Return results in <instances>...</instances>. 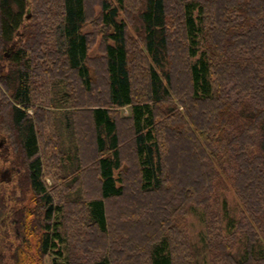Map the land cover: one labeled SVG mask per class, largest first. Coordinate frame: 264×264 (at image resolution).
<instances>
[{
    "label": "trees",
    "instance_id": "1",
    "mask_svg": "<svg viewBox=\"0 0 264 264\" xmlns=\"http://www.w3.org/2000/svg\"><path fill=\"white\" fill-rule=\"evenodd\" d=\"M0 89L40 264H196V209L207 264H264V0H0Z\"/></svg>",
    "mask_w": 264,
    "mask_h": 264
},
{
    "label": "rangeland",
    "instance_id": "2",
    "mask_svg": "<svg viewBox=\"0 0 264 264\" xmlns=\"http://www.w3.org/2000/svg\"><path fill=\"white\" fill-rule=\"evenodd\" d=\"M95 13H97V9H95ZM92 30L93 29L91 26L85 28L86 32H91ZM130 33L132 36L135 35V32L132 28L130 29ZM99 41L100 37L97 38L96 43L89 52L90 57L98 56V53L100 54L98 49ZM3 94L4 91H2L1 95L3 96ZM1 95L0 98H2ZM6 105V101H0V112L1 110L5 109ZM28 112L32 113V111ZM55 113L57 126L59 127L61 149L69 151L71 148V141L67 133V129L64 126L63 119L61 118L64 112L55 111ZM119 113L121 117H128L129 109L122 108L119 110ZM2 116L3 114L1 112L0 121H2ZM1 124L2 123H0V127H3ZM45 137L47 139V135ZM256 141L258 142V139H256ZM6 145L5 136L0 131V257L2 258L3 264H13L12 256L15 253V248L18 245H21L24 254L21 252L18 256H20L21 259L24 256H27V258L30 259L31 264H40L35 252L36 238L26 234L31 230L30 228L34 226L32 223L31 225L30 222L35 218L34 215L37 212V208L33 203L32 195L26 191L23 170L13 165V160L15 159L13 148L11 146V148H9V146H7V148ZM3 148L6 149V151ZM223 166L226 168L225 164ZM218 172H220L219 177L223 183V186L220 190L217 189L215 192L218 195V203L220 204V208L223 210V229H226L227 225L232 223L235 227V224L242 218L241 207L233 196V191L230 187L227 177L224 175V172ZM225 172H227L228 176V168L225 170ZM5 173H7L5 178L9 179L8 182L2 180V176ZM45 182L49 186L53 184L51 177L47 174L45 176ZM213 190H216V188ZM21 212L25 214V228L21 229L20 233L23 235L26 242H21L19 239L15 238V224H17L16 220L17 217L21 215ZM185 224L192 248L194 250L196 264H207L208 255L204 247L203 239L205 236L204 224L200 217V210L196 209V211L190 212ZM234 254L237 255V257H240V245L234 249ZM42 264H50V258H45Z\"/></svg>",
    "mask_w": 264,
    "mask_h": 264
},
{
    "label": "water",
    "instance_id": "3",
    "mask_svg": "<svg viewBox=\"0 0 264 264\" xmlns=\"http://www.w3.org/2000/svg\"><path fill=\"white\" fill-rule=\"evenodd\" d=\"M5 176H7V173H5V174L2 176V180L5 181V182H8L9 179L5 178Z\"/></svg>",
    "mask_w": 264,
    "mask_h": 264
}]
</instances>
